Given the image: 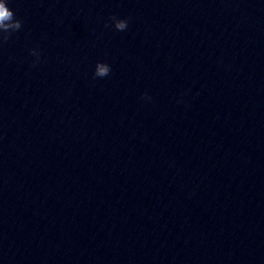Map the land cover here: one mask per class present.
Returning <instances> with one entry per match:
<instances>
[{
    "label": "water",
    "instance_id": "water-1",
    "mask_svg": "<svg viewBox=\"0 0 264 264\" xmlns=\"http://www.w3.org/2000/svg\"><path fill=\"white\" fill-rule=\"evenodd\" d=\"M9 6L0 264H264V0Z\"/></svg>",
    "mask_w": 264,
    "mask_h": 264
},
{
    "label": "clouds",
    "instance_id": "clouds-1",
    "mask_svg": "<svg viewBox=\"0 0 264 264\" xmlns=\"http://www.w3.org/2000/svg\"><path fill=\"white\" fill-rule=\"evenodd\" d=\"M11 14L14 17V13L12 11V8L9 6V0H0V17H5L7 15ZM15 19V24L8 29H5L3 31H0V41L7 40L10 32H15L16 30L20 29L21 22L19 19ZM110 19L112 21V26L119 31L125 30L128 26V21L125 18H119L117 16H110ZM29 53L32 57H34V60L32 61L33 64L39 62L40 58V52L37 48H30ZM99 69V70H96ZM110 72V65L106 62L97 61L94 70L93 75L96 77H104ZM145 99H150V97H147L145 95Z\"/></svg>",
    "mask_w": 264,
    "mask_h": 264
}]
</instances>
